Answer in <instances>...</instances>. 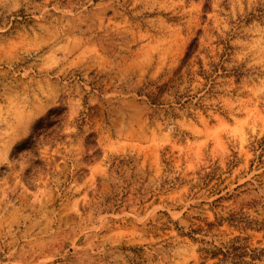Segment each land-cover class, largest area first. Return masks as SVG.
Here are the masks:
<instances>
[{"label":"rangeland","instance_id":"1","mask_svg":"<svg viewBox=\"0 0 264 264\" xmlns=\"http://www.w3.org/2000/svg\"><path fill=\"white\" fill-rule=\"evenodd\" d=\"M58 106L34 173L12 152ZM237 235L264 249V0H0V264H214Z\"/></svg>","mask_w":264,"mask_h":264},{"label":"trees","instance_id":"2","mask_svg":"<svg viewBox=\"0 0 264 264\" xmlns=\"http://www.w3.org/2000/svg\"><path fill=\"white\" fill-rule=\"evenodd\" d=\"M197 46V39H193L187 47L182 64L188 62L196 51ZM180 68L176 71V74L179 73ZM147 85L150 84L147 83ZM147 85L141 88L138 94L144 95L147 101L152 105L161 104L163 93L169 89L168 83L157 85L152 91L146 90ZM67 112L68 109L66 106H58L50 109L46 115L42 116L33 125L32 134L13 150L12 157L16 160L28 157L35 158L34 161L30 160L32 170L35 171L34 173L43 170L45 164L39 159L40 149L46 145L54 146L64 138L62 132L68 118ZM91 116L92 114L88 111L82 116L80 121L83 122L86 118H90ZM91 145H96V143L93 142ZM236 215V213L229 214L226 221L229 223L242 221L240 218H237ZM215 221L216 225L220 226L224 218L222 216L219 218L216 216ZM244 223L247 225L249 222L244 220ZM206 225L208 228L205 230L206 232H209L212 227L216 226L214 223H206ZM201 230V228L198 229V231ZM244 240L245 238L237 235L219 244L207 242L205 243L206 246L200 249V252L204 258L215 260L214 264H256V260H260L261 257L264 256V249L251 248L249 245L242 243Z\"/></svg>","mask_w":264,"mask_h":264}]
</instances>
